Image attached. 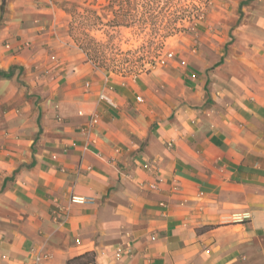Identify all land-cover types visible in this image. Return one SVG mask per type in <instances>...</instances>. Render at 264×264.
Segmentation results:
<instances>
[{"label":"crops","instance_id":"0c3cea01","mask_svg":"<svg viewBox=\"0 0 264 264\" xmlns=\"http://www.w3.org/2000/svg\"><path fill=\"white\" fill-rule=\"evenodd\" d=\"M29 1L0 0V264H264V0L134 79Z\"/></svg>","mask_w":264,"mask_h":264},{"label":"rangeland","instance_id":"374dc122","mask_svg":"<svg viewBox=\"0 0 264 264\" xmlns=\"http://www.w3.org/2000/svg\"><path fill=\"white\" fill-rule=\"evenodd\" d=\"M227 0H30L49 15L54 44L65 40L106 74L134 79L163 67L183 36L210 20ZM164 8L160 11V7Z\"/></svg>","mask_w":264,"mask_h":264},{"label":"built area","instance_id":"2783aa9c","mask_svg":"<svg viewBox=\"0 0 264 264\" xmlns=\"http://www.w3.org/2000/svg\"><path fill=\"white\" fill-rule=\"evenodd\" d=\"M166 56L169 57V58H172L173 53H172V52H168V53L166 54ZM164 61H165V60L162 58V59H161V62H164ZM100 99L104 100V101L107 102L108 104H113L112 99L109 98L106 94H101V95H100ZM137 100H138V101H141V98L138 97ZM96 122H97V117H96V115H92V116L90 117V119H89V130H90L91 127H93V126L96 124Z\"/></svg>","mask_w":264,"mask_h":264},{"label":"trees","instance_id":"16d2710c","mask_svg":"<svg viewBox=\"0 0 264 264\" xmlns=\"http://www.w3.org/2000/svg\"><path fill=\"white\" fill-rule=\"evenodd\" d=\"M164 8V6H161L160 7V11L162 10ZM12 74H13V72H12V70L10 69L8 72H4V71H1L0 70V76H3V77H10V76H12ZM90 258L88 257V260H89ZM90 260H92V259H90ZM67 264H69V262L67 263Z\"/></svg>","mask_w":264,"mask_h":264}]
</instances>
